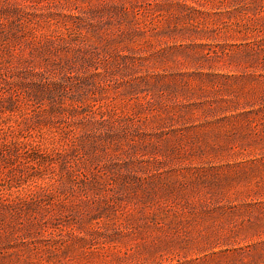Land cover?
Listing matches in <instances>:
<instances>
[{
	"label": "rangeland",
	"instance_id": "obj_1",
	"mask_svg": "<svg viewBox=\"0 0 264 264\" xmlns=\"http://www.w3.org/2000/svg\"><path fill=\"white\" fill-rule=\"evenodd\" d=\"M0 264H264V0H0Z\"/></svg>",
	"mask_w": 264,
	"mask_h": 264
}]
</instances>
